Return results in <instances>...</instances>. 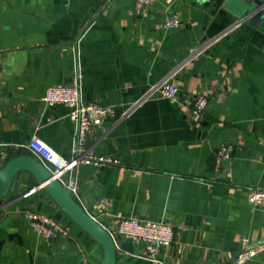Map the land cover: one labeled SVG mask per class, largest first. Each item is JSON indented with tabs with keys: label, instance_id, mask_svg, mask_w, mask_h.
<instances>
[{
	"label": "crops",
	"instance_id": "obj_1",
	"mask_svg": "<svg viewBox=\"0 0 264 264\" xmlns=\"http://www.w3.org/2000/svg\"><path fill=\"white\" fill-rule=\"evenodd\" d=\"M250 8L243 0H0V168L33 157L25 146L33 136L70 159L75 124L63 104L40 98L75 75L82 102L111 108L87 140L116 162L77 164L72 199L112 236L122 217L173 228L158 262L145 258L143 241L119 237L128 246L114 243L113 264L230 261L264 238V206L245 199L264 189V22L250 25L262 9ZM173 13L181 25L163 28ZM165 81L176 101L158 93ZM199 94L207 104L194 117ZM223 144L230 153L215 170ZM26 211L53 218L65 235H37ZM101 256L45 186L18 171L0 200V264H100ZM242 264H264V250Z\"/></svg>",
	"mask_w": 264,
	"mask_h": 264
},
{
	"label": "built area",
	"instance_id": "obj_2",
	"mask_svg": "<svg viewBox=\"0 0 264 264\" xmlns=\"http://www.w3.org/2000/svg\"><path fill=\"white\" fill-rule=\"evenodd\" d=\"M154 0H134L138 7H146ZM181 21L176 14L168 15L162 22V27L176 28ZM1 67V58H0ZM161 97L169 101H176L177 87L171 82L165 81L157 88ZM40 101L45 106L63 104L67 108V118L75 124V144L70 159L66 160L59 155L43 140L33 136L26 143V148L52 175L59 181L64 190H67L71 198H77V182L70 175L73 168L79 164L98 166L101 164H114L116 160L109 155L96 154L93 150L97 138L87 140V133L96 129L110 114L109 106L99 105L95 102H82L79 96L77 77L73 75L67 84L55 83L45 88ZM207 100L204 95H195L190 101V113L199 116L205 109ZM133 107L126 109L118 120L126 118ZM230 145L223 144L217 147L213 153V167L217 170L223 159L230 153ZM43 185V184H39ZM246 202L252 206H264V189L250 188L245 196ZM25 217L34 233L45 239L65 235L63 228L51 217L35 211H26ZM116 235L124 240H141L145 243V258L158 262L155 254L160 248L167 247L173 239V228L164 220L139 221L132 217H122L114 224ZM264 250V238L251 247H243L234 257L224 264H242ZM79 264H87L80 262Z\"/></svg>",
	"mask_w": 264,
	"mask_h": 264
},
{
	"label": "water",
	"instance_id": "obj_3",
	"mask_svg": "<svg viewBox=\"0 0 264 264\" xmlns=\"http://www.w3.org/2000/svg\"><path fill=\"white\" fill-rule=\"evenodd\" d=\"M243 1L251 5L248 11L250 14L258 10L257 8H262L251 15L247 22L250 25H255L261 15V21L264 22V0ZM23 170L31 173L39 184H43L71 221L99 244L102 252L100 264H113L115 257L114 243L117 242L119 247H124L128 246V242L119 240L118 235L112 236L106 229L86 214L70 197L68 191L64 190L59 181L54 179L50 172L37 159L28 155H19L6 161L0 168V200L8 192L16 173Z\"/></svg>",
	"mask_w": 264,
	"mask_h": 264
}]
</instances>
